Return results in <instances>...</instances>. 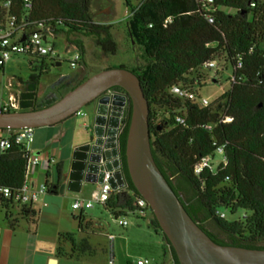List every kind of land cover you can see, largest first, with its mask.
<instances>
[{"label": "trees", "instance_id": "16d2710c", "mask_svg": "<svg viewBox=\"0 0 264 264\" xmlns=\"http://www.w3.org/2000/svg\"><path fill=\"white\" fill-rule=\"evenodd\" d=\"M123 1L129 8L127 36L131 45L141 50L144 60L129 70L138 76L149 104L150 145L156 165L190 217L214 242L264 249V49L259 46L264 38V0H214L212 23L204 15L201 0ZM91 3L92 0H34L31 19L42 22L56 35L65 34L69 44L77 46L82 54L83 42L70 39V35L92 37L103 52L115 54L117 42L110 26L93 20ZM219 58L229 66L230 73L242 75L247 81L235 80L216 106L212 102L207 107L186 102L187 125L176 124L171 110L181 102L168 93L169 87L178 82L201 86L202 65ZM238 60L241 68H236ZM31 63L32 71L18 96L19 110L50 103L35 104L45 65L34 67ZM4 64L0 48V68ZM110 67L113 66L107 68ZM111 89L123 91L118 86ZM155 105L164 110L157 121V112L152 108ZM221 106H226L231 122L217 123ZM129 114L130 109L119 135L127 189L113 191L103 207L113 217L145 218L136 213L133 205L139 194L129 177L124 155ZM208 123L214 124L211 130L202 127ZM7 130L12 129H0V133ZM218 148L222 149L224 161L195 173L200 160L213 157ZM28 155L23 144L0 151V187L18 188L23 184ZM46 186L57 193V184ZM8 208L0 205V211ZM217 209L231 213L241 209L244 215L229 221L217 215ZM149 216L150 226L162 235L174 264H180L151 210ZM62 237L70 238L76 247L83 245L82 252L89 251L86 239L75 242L68 233ZM58 254L66 255L61 249Z\"/></svg>", "mask_w": 264, "mask_h": 264}, {"label": "water", "instance_id": "95a60500", "mask_svg": "<svg viewBox=\"0 0 264 264\" xmlns=\"http://www.w3.org/2000/svg\"><path fill=\"white\" fill-rule=\"evenodd\" d=\"M115 86L123 91L112 90ZM92 103L95 104L92 136L73 150L68 176L71 190H78L83 182L100 184L106 172L110 174L108 183L113 190L124 187L117 126L120 116L128 117L130 109L124 151L128 174L139 196L147 201L179 263L264 264V249L218 244L184 209L154 161L149 104L138 76L131 70L120 66L105 68L40 108L0 110V129L52 126Z\"/></svg>", "mask_w": 264, "mask_h": 264}, {"label": "crops", "instance_id": "0c3cea01", "mask_svg": "<svg viewBox=\"0 0 264 264\" xmlns=\"http://www.w3.org/2000/svg\"><path fill=\"white\" fill-rule=\"evenodd\" d=\"M94 106L93 103L88 105L86 114L79 115L86 117L82 126L89 130V137L92 136ZM68 119L34 132L29 152L39 156L41 161L29 172L27 181L34 187L41 183L57 184V193L47 190L41 196L46 205L40 204L34 214L21 211L16 205L0 211V264H135L134 260L139 258L149 259L147 264H174L163 239L161 257L153 259L144 251H150L151 245L115 234L111 227L106 228L87 212L71 214L70 225L61 224L60 217L71 207L73 199L78 196L89 199L99 185L83 182L78 190L68 187L73 150L88 142V139L74 142L71 133L74 120L68 122ZM50 158L54 159L53 163H47ZM67 233L72 234L75 242L86 239L89 251L82 252L83 245L76 247L70 238L62 237ZM110 234L114 235L113 239L108 237ZM58 249L66 255H59Z\"/></svg>", "mask_w": 264, "mask_h": 264}, {"label": "built area", "instance_id": "2783aa9c", "mask_svg": "<svg viewBox=\"0 0 264 264\" xmlns=\"http://www.w3.org/2000/svg\"><path fill=\"white\" fill-rule=\"evenodd\" d=\"M34 6V0H0V48H1V60L6 63L11 54L25 55L31 58V64L34 67H39L46 63H55L60 60V54L57 49V44L54 39L58 36L42 22H35L31 19V11ZM201 8L208 22L212 23L213 12L215 11L214 0H201ZM16 11L17 13H14ZM24 38V39H23ZM48 38L50 41H48ZM79 49L77 46H74ZM80 50V49H79ZM81 52H76L73 59L69 61L72 67L79 65L81 61ZM39 62V64L35 63ZM242 62L238 60L236 68H241ZM218 65L215 60H209L205 62L201 70H216ZM235 80L240 82H246L247 79L238 75L235 76L233 72L229 74L228 85L230 86ZM198 86L185 84L178 82L172 84L168 93L174 98L178 99L181 104L174 107L173 118L176 124L186 126L187 105L186 102L199 104L200 106L207 107L212 100L207 99L201 95ZM14 101V100H13ZM12 98H9V102L0 104V108L4 111L15 107L17 102H13ZM82 109L78 110L75 115H83ZM232 116L228 115L226 106H221L218 112L217 123H229L232 121ZM127 114L121 115L117 126V135L119 136L126 124ZM214 124H204L202 127L211 130ZM6 134L0 135V151L10 148L13 144H23L26 151L29 152V146L34 138V128L24 127L20 129L7 130ZM218 153L222 154V149L218 148ZM39 156L29 155L26 162V175L23 184L18 188L0 187V205H7L8 207L16 205L20 210L24 212L34 214L41 204L46 205V202L41 200V196L48 190L46 183H41L38 186H30L27 181L29 172L40 163ZM220 161H224L222 156ZM219 161V162H220ZM54 159H47V163H53ZM218 162V163H219ZM212 157L207 156L200 160V162L194 167L195 173H200L204 167H212ZM110 174L106 172L102 182L98 185V188L91 193L89 199L82 197H75L71 203V209L78 213H83L88 209L93 208L94 204L104 206L109 196L113 191L126 190L127 184L124 187L117 190H113L108 183ZM133 205L137 208L136 213L139 216L147 217L149 214V206L147 201L141 196H136L133 200ZM220 217H225V212L221 209H217L215 212ZM116 223L125 228L129 225L127 217L120 216L114 217ZM113 239L114 235H108ZM135 264H147L149 259L139 258L134 260Z\"/></svg>", "mask_w": 264, "mask_h": 264}, {"label": "rangeland", "instance_id": "374dc122", "mask_svg": "<svg viewBox=\"0 0 264 264\" xmlns=\"http://www.w3.org/2000/svg\"><path fill=\"white\" fill-rule=\"evenodd\" d=\"M90 12L93 16V20L96 23L106 24L110 26L111 34L114 40L117 42V52L115 54H108L101 50V48L95 43L92 37H87L82 34L70 35V39H80L83 42L84 52L81 55V61L78 66L72 67L69 63L76 52H81L79 49L70 45L66 40L65 34H59L55 39L57 49L60 54L61 64L58 69H50L48 73L43 72L39 80L40 88L35 98V104L43 105L45 103L44 97L49 90V83L52 79V74L60 72L63 74L80 73L86 77L101 71L109 66L118 67L123 65L124 68L130 69L132 66L141 64L144 62L141 50L131 45L130 40L126 33V21L129 15V8L124 4L123 0H92ZM48 41L50 39L48 38ZM260 48L264 49V38L259 43ZM31 58L25 55L11 54L9 60L4 64L3 68H0V104L9 102V98L15 103L18 100L19 93L24 89V81L32 71L30 65ZM35 63L39 64V62ZM218 68L216 70H199L203 80L199 92L207 99L212 100L213 106H216L220 102V96L228 88L229 79V66L223 62V58L216 60ZM50 63L45 64V68ZM192 75L197 76L195 72ZM21 79V80H20ZM215 79V81H212ZM67 91V90H66ZM65 91V92H66ZM64 92V93H65ZM156 113V121L161 118V113L164 111L158 106H152ZM19 104L12 107V110H19ZM86 107L82 108L83 112H86ZM68 119L70 122L74 120V126L71 133L72 138L75 141L81 142L89 138L90 132L82 126V122L86 119L84 116L73 115ZM60 126V125H58ZM58 128V127H56ZM38 128H34L37 130ZM0 135H2L0 133ZM221 159V154L216 153L212 157L214 166L218 164ZM72 199L69 201L71 203ZM85 212L91 215L94 219L102 223L106 228L111 227V230L115 234L125 235L135 240H140L145 245H151V248L144 250L148 257L158 260L161 257L162 250L160 244L162 242V235L156 233L150 226V216L148 214L145 218H140L135 215L127 216L129 225L126 228H121L116 224L114 217L104 209L102 205L94 204L92 209H88ZM225 218L229 221L242 218L244 211L237 209L234 213L224 209ZM70 206L67 210L63 211V215L60 217V222L63 225H70L71 214L76 215Z\"/></svg>", "mask_w": 264, "mask_h": 264}, {"label": "flooded vegetation", "instance_id": "af4514ba", "mask_svg": "<svg viewBox=\"0 0 264 264\" xmlns=\"http://www.w3.org/2000/svg\"><path fill=\"white\" fill-rule=\"evenodd\" d=\"M56 62H59L61 64L60 60H57ZM56 62L50 63L43 72L48 73L51 68L57 70L60 64L56 65ZM85 77L86 76L81 75L78 72L72 74H63L60 72H56L52 74V79L49 83V90L45 94L44 101L51 102L53 100H56L61 95H63L66 90L68 91L69 89L77 85ZM39 88L40 84H38L36 92L39 91Z\"/></svg>", "mask_w": 264, "mask_h": 264}]
</instances>
